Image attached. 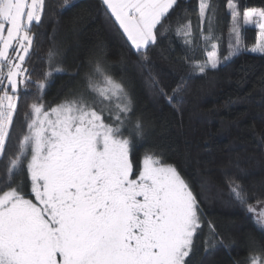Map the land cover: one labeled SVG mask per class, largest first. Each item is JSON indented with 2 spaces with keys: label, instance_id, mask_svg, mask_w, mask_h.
<instances>
[{
  "label": "snow or ice",
  "instance_id": "snow-or-ice-1",
  "mask_svg": "<svg viewBox=\"0 0 264 264\" xmlns=\"http://www.w3.org/2000/svg\"><path fill=\"white\" fill-rule=\"evenodd\" d=\"M45 2L0 0V264H190L201 235L205 253L227 248L215 222L205 221L189 181L155 145L139 160L134 158L135 145L146 141L148 128L141 116L133 119L128 88L103 60H89L92 68L85 73L83 90L55 105L45 99L52 74L66 71L64 51L54 36L43 75L34 80V69L27 67L35 53L33 29L43 23ZM102 4L141 56V68L149 63V48L162 47L165 41L171 45L173 37L182 44L179 62L187 71L172 95L151 71L147 77L149 86L159 88L169 102L193 77L205 76L244 53L264 56L261 7H245L241 25L237 0H227L231 19L227 54H222L225 34L214 0H198L199 33L182 0ZM70 7H75L72 0H62L53 6V15L56 9ZM73 19L78 21V16ZM250 25L258 29L252 46L243 34L244 26ZM198 52L203 59L197 58ZM32 89L24 126L9 151L18 100ZM25 172L34 199L16 181ZM228 188L232 199L264 230V200L249 203L238 181L228 180ZM248 245V256L237 264H264V244L250 236Z\"/></svg>",
  "mask_w": 264,
  "mask_h": 264
},
{
  "label": "trees",
  "instance_id": "trees-1",
  "mask_svg": "<svg viewBox=\"0 0 264 264\" xmlns=\"http://www.w3.org/2000/svg\"><path fill=\"white\" fill-rule=\"evenodd\" d=\"M75 7L61 11L53 6L62 0H46L43 23L34 28L35 53L27 61L34 69L32 78H40L47 69L46 52L53 43L64 51L65 72H54L46 88L45 99L52 105L70 93L85 87L84 76L91 71L89 60L100 58L116 78L123 79L133 100V119L141 116L147 125L146 141L135 145L134 158L155 145L167 163L174 164L191 184L205 221H214L217 230L229 243L214 252L205 253L204 236L196 238L197 250L190 264H237L249 254L248 241L254 236L264 244V230L254 223V216L230 196L228 180L240 182L250 197L249 203L264 200V56L244 53L205 76L189 79L183 91L171 102L159 88L147 82L149 71L168 95L185 75L187 66L179 62L184 50L175 40L162 47L149 48V63L141 68L137 55L107 11L102 0H72ZM240 13L245 7L264 8V0H237ZM194 30L199 33L198 0H182ZM219 5L218 18L225 34L222 54H227V32L230 15L227 0H214ZM178 12L181 10H177ZM78 16V21L74 17ZM172 13L170 20L175 19ZM168 21H165L167 23ZM207 26L205 25V28ZM258 30L244 26L246 44L255 43ZM203 59V53H197ZM76 73H79L78 75ZM35 89L21 93L18 113L14 116L13 139L24 126V112L32 102ZM238 163V166H237ZM27 188L26 172L16 177ZM259 208V206H257ZM208 231L207 224L204 233ZM234 241V242H233Z\"/></svg>",
  "mask_w": 264,
  "mask_h": 264
},
{
  "label": "flooded vegetation",
  "instance_id": "flooded-vegetation-1",
  "mask_svg": "<svg viewBox=\"0 0 264 264\" xmlns=\"http://www.w3.org/2000/svg\"><path fill=\"white\" fill-rule=\"evenodd\" d=\"M30 188H31L30 181L27 180V188H26V190H24L25 195L28 198H33L34 199V197L31 196Z\"/></svg>",
  "mask_w": 264,
  "mask_h": 264
},
{
  "label": "rangeland",
  "instance_id": "rangeland-1",
  "mask_svg": "<svg viewBox=\"0 0 264 264\" xmlns=\"http://www.w3.org/2000/svg\"><path fill=\"white\" fill-rule=\"evenodd\" d=\"M240 23H241V25H243V20H242V13H241V20H240ZM250 26H252V25H250ZM254 27V26H253ZM258 30V29H257ZM99 107V106H98ZM257 211H259V208H257Z\"/></svg>",
  "mask_w": 264,
  "mask_h": 264
}]
</instances>
